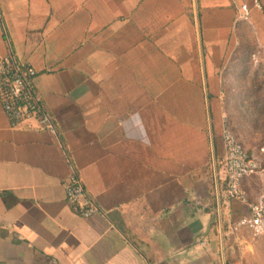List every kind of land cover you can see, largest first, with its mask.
Segmentation results:
<instances>
[{
    "label": "crops",
    "instance_id": "1",
    "mask_svg": "<svg viewBox=\"0 0 264 264\" xmlns=\"http://www.w3.org/2000/svg\"><path fill=\"white\" fill-rule=\"evenodd\" d=\"M256 1L0 0V57L35 67L54 126L0 105V264H229L219 83L241 3L264 44Z\"/></svg>",
    "mask_w": 264,
    "mask_h": 264
},
{
    "label": "rangeland",
    "instance_id": "2",
    "mask_svg": "<svg viewBox=\"0 0 264 264\" xmlns=\"http://www.w3.org/2000/svg\"><path fill=\"white\" fill-rule=\"evenodd\" d=\"M242 22L244 40L240 37L225 56L224 80L219 83L222 93L218 104L224 120L245 149L259 159L262 170L242 182L246 203L236 201L239 205L236 213L232 212L234 207L231 211L228 210L230 207L225 212L222 210V217H232L235 222L228 228L224 227L225 231L230 230L229 238L224 236L225 248L233 251L229 254L233 256L225 261L229 264H264V226L261 231H254L247 224H238L240 219L250 217V205L262 206L264 220V66L256 67L250 60L251 52L264 44L253 22Z\"/></svg>",
    "mask_w": 264,
    "mask_h": 264
},
{
    "label": "built area",
    "instance_id": "3",
    "mask_svg": "<svg viewBox=\"0 0 264 264\" xmlns=\"http://www.w3.org/2000/svg\"><path fill=\"white\" fill-rule=\"evenodd\" d=\"M254 4L257 1L254 0ZM250 15L246 3L236 7L235 24L248 20ZM251 62L264 66V46H258L250 54ZM37 70L29 62L20 61L12 53L0 57V105L11 127L23 124L38 130H52L50 118L35 86ZM222 140L225 154L223 160L224 191L229 200L246 203L247 196L242 189L245 178L262 170L259 159L250 154L232 131L226 120L222 121ZM65 197L71 209L80 217L87 218L98 212V206L88 195L77 172L72 171L64 185ZM250 217L239 220V225L247 224L254 231L264 226L262 206L250 205Z\"/></svg>",
    "mask_w": 264,
    "mask_h": 264
}]
</instances>
